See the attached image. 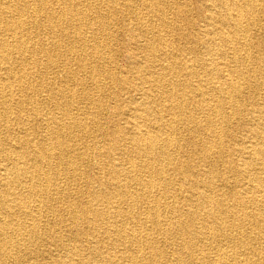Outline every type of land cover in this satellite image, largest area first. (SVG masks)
Wrapping results in <instances>:
<instances>
[{
	"label": "bare ground",
	"instance_id": "6f19581e",
	"mask_svg": "<svg viewBox=\"0 0 264 264\" xmlns=\"http://www.w3.org/2000/svg\"><path fill=\"white\" fill-rule=\"evenodd\" d=\"M0 264H264V0H0Z\"/></svg>",
	"mask_w": 264,
	"mask_h": 264
},
{
	"label": "rangeland",
	"instance_id": "374dc122",
	"mask_svg": "<svg viewBox=\"0 0 264 264\" xmlns=\"http://www.w3.org/2000/svg\"><path fill=\"white\" fill-rule=\"evenodd\" d=\"M195 1V0H194ZM203 1H206V0H203ZM199 25H203V23H201L200 21H198L197 22V27L196 28H199ZM126 58V56H124L123 54H122V52L120 51V62L122 63V62H124V59ZM39 100H41V98H38ZM27 108H29V107H27Z\"/></svg>",
	"mask_w": 264,
	"mask_h": 264
}]
</instances>
